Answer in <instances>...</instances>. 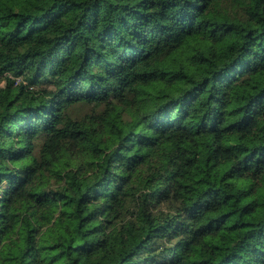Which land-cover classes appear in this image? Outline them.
I'll use <instances>...</instances> for the list:
<instances>
[{
  "label": "trees",
  "instance_id": "16d2710c",
  "mask_svg": "<svg viewBox=\"0 0 264 264\" xmlns=\"http://www.w3.org/2000/svg\"><path fill=\"white\" fill-rule=\"evenodd\" d=\"M0 264H264V0H0Z\"/></svg>",
  "mask_w": 264,
  "mask_h": 264
}]
</instances>
